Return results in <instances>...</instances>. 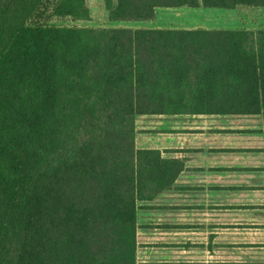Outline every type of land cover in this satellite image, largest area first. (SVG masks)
Instances as JSON below:
<instances>
[{"label":"trees","instance_id":"obj_1","mask_svg":"<svg viewBox=\"0 0 264 264\" xmlns=\"http://www.w3.org/2000/svg\"><path fill=\"white\" fill-rule=\"evenodd\" d=\"M40 1L0 2V264H136L138 204L182 166L136 150L135 117L217 106L264 121V31L31 24ZM200 5L264 0H105L111 21ZM52 15L89 19L85 0Z\"/></svg>","mask_w":264,"mask_h":264},{"label":"crops","instance_id":"obj_2","mask_svg":"<svg viewBox=\"0 0 264 264\" xmlns=\"http://www.w3.org/2000/svg\"><path fill=\"white\" fill-rule=\"evenodd\" d=\"M200 7L201 5L191 9L198 10ZM238 7L232 10L205 9L233 11ZM257 9L264 8L257 7ZM151 29L182 32L264 31L210 26ZM192 109L191 106L183 113L170 111L166 114L135 117V120L137 117L158 119L156 126L142 130L140 134H137L134 124L136 150L157 151L162 159L177 162L182 166L180 173L165 192L184 194V201L187 202L184 203L183 208L187 209L193 206L214 210L264 211L263 117L257 114L216 113L217 110H221L217 106L213 112L207 113ZM185 197L189 198V202ZM195 197H198V200H195ZM170 204L174 205L171 202ZM214 212L216 214V211ZM193 220L198 226L194 232L190 231L191 222L184 224L186 228L182 232L173 233L170 231L139 233L137 224L136 264H179L180 259L190 260L192 253L199 258L216 255L224 239L250 240L253 236L248 233L223 234L221 216L203 215ZM244 221L245 223H240L235 219L231 224L257 223L256 220ZM209 226L213 228H208Z\"/></svg>","mask_w":264,"mask_h":264},{"label":"rangeland","instance_id":"obj_3","mask_svg":"<svg viewBox=\"0 0 264 264\" xmlns=\"http://www.w3.org/2000/svg\"><path fill=\"white\" fill-rule=\"evenodd\" d=\"M8 0H0L1 3ZM115 3L116 0H112ZM58 0H41L36 9L35 18L31 24H47L60 28L79 29H126L152 30L151 28H178V27H205L225 29L248 28L250 30H264V9L238 7L233 11L219 9H205L201 6L195 10L189 7L160 8L155 11V16L149 21H111L105 6V0H85V7L89 12V19H75L72 17H54L53 8ZM160 30L163 29H154ZM169 30V29H166ZM156 118L137 117L135 120L137 134L142 130L157 125ZM150 134V133H148ZM135 138V130H134ZM188 195V194H187ZM197 195V194H196ZM185 197L189 202V198ZM198 200V197H195ZM194 201V200H193ZM174 203V205H171ZM187 202V201H186ZM184 194L163 193L153 201L138 204L137 224L138 232H182L184 224L191 222V232L196 231L197 224L193 220L199 216H221L223 234H253L250 240H223L222 247L216 255L201 256L191 255L190 260L179 264H264V211L242 209L214 210L212 208H198L191 206L183 208ZM198 202V201H195ZM176 207V208H173ZM216 211V214L214 211ZM190 219L185 221L184 219ZM256 220V224L233 225L232 221ZM208 228H213L209 226ZM210 231V230H208ZM181 258V255H180ZM190 261V263H188Z\"/></svg>","mask_w":264,"mask_h":264}]
</instances>
